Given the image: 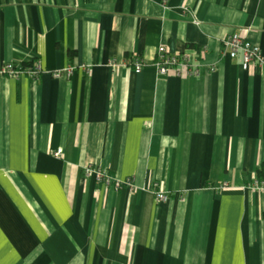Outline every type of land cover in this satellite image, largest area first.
Returning a JSON list of instances; mask_svg holds the SVG:
<instances>
[{"label":"crops","instance_id":"crops-1","mask_svg":"<svg viewBox=\"0 0 264 264\" xmlns=\"http://www.w3.org/2000/svg\"><path fill=\"white\" fill-rule=\"evenodd\" d=\"M233 32L264 58V0H0V67L41 66L0 76V264H264V68ZM182 45L214 71L159 75Z\"/></svg>","mask_w":264,"mask_h":264},{"label":"built area","instance_id":"built-area-1","mask_svg":"<svg viewBox=\"0 0 264 264\" xmlns=\"http://www.w3.org/2000/svg\"><path fill=\"white\" fill-rule=\"evenodd\" d=\"M223 49L230 58H240V68L247 70L252 64H256L259 68H264V58L262 56L260 47L244 38L240 34L233 32L227 35L222 41ZM126 67L132 69L135 73L141 71L145 63L139 56H132L131 59L125 62ZM159 75H165L169 70H175L177 75H181L184 72L185 75L191 77H199L204 72H213L214 67H203L202 65H192L191 51L184 49L182 52L178 51L174 54L168 53L163 47H160L157 51L156 58L153 62ZM114 65V63H112ZM41 70L39 63L31 67H23L21 65H15L12 62L4 63L0 67V76H6L10 78H16L21 74H26L32 80L38 78V73ZM71 67L65 70L66 75H70ZM54 77L61 75V71H54L52 73ZM61 150L57 149L53 152V155L59 157ZM84 176L93 177L94 180L102 184L103 186L112 187L115 190L121 188H127L133 190L134 182L130 177H126L122 180L117 179L112 173L106 169L87 165L84 167ZM227 182H223L219 187H227ZM247 189L264 191V178L255 177L246 184ZM150 190L154 196L156 202H165L168 200V195L165 193L157 181H153L150 184Z\"/></svg>","mask_w":264,"mask_h":264},{"label":"trees","instance_id":"trees-1","mask_svg":"<svg viewBox=\"0 0 264 264\" xmlns=\"http://www.w3.org/2000/svg\"><path fill=\"white\" fill-rule=\"evenodd\" d=\"M192 45H182L180 47V52H182L184 49H187V48H191ZM131 59V56L129 55H126L125 56V60L129 62V60ZM27 63H22V65L26 66ZM257 177L258 178H264V164L260 166L258 172H257Z\"/></svg>","mask_w":264,"mask_h":264},{"label":"rangeland","instance_id":"rangeland-1","mask_svg":"<svg viewBox=\"0 0 264 264\" xmlns=\"http://www.w3.org/2000/svg\"><path fill=\"white\" fill-rule=\"evenodd\" d=\"M83 172H84V169H83Z\"/></svg>","mask_w":264,"mask_h":264}]
</instances>
